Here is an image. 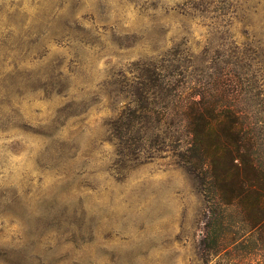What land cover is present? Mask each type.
Masks as SVG:
<instances>
[{
	"label": "rangeland",
	"instance_id": "rangeland-1",
	"mask_svg": "<svg viewBox=\"0 0 264 264\" xmlns=\"http://www.w3.org/2000/svg\"><path fill=\"white\" fill-rule=\"evenodd\" d=\"M235 141L264 167V0H0V264L214 263Z\"/></svg>",
	"mask_w": 264,
	"mask_h": 264
},
{
	"label": "trees",
	"instance_id": "trees-1",
	"mask_svg": "<svg viewBox=\"0 0 264 264\" xmlns=\"http://www.w3.org/2000/svg\"><path fill=\"white\" fill-rule=\"evenodd\" d=\"M229 143L224 139L221 142V148L228 150ZM234 158H238L239 165L229 166L221 171H215V165H218V157L213 154L212 163V187L215 195L208 200L205 214L208 220L204 223L205 234L203 237L206 250L209 257H216L211 264H244V261L250 259L257 250L264 251V167L257 166L254 162L246 163V157L240 148L234 142ZM225 153V152H224ZM183 157V153H181ZM220 159V158H219ZM239 176V183L236 188L231 189L230 198H221L218 192L222 190L223 182L232 176ZM244 182L246 188H243ZM245 191L251 192L248 200L243 197ZM232 208L236 207L241 219L250 227V234L246 237H238L228 232H222L216 235L215 223L218 218L212 217L211 212L215 207ZM215 212V211H214ZM215 214V213H214ZM212 244V247L209 246ZM207 264V263H206Z\"/></svg>",
	"mask_w": 264,
	"mask_h": 264
}]
</instances>
